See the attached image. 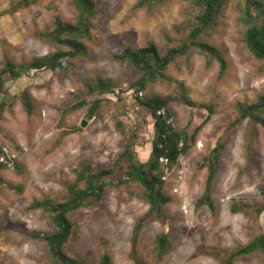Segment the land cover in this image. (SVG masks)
<instances>
[{
  "label": "rangeland",
  "instance_id": "rangeland-1",
  "mask_svg": "<svg viewBox=\"0 0 264 264\" xmlns=\"http://www.w3.org/2000/svg\"><path fill=\"white\" fill-rule=\"evenodd\" d=\"M20 1L0 0V148L6 147L9 161L0 169V264H53L46 244L26 236L52 233L51 218L42 209L27 208L46 197L66 200L75 169L84 162L94 170L113 168L110 178L115 181L124 174L123 162H117L129 141L141 161L148 160L155 127L136 98L133 84L140 73L115 56L127 46L142 48L151 42L165 54L186 38L191 3L167 0L150 12L134 8L138 0H95L99 14L89 55L36 69L30 68L33 62L58 50L38 33L53 29L57 16L74 22L73 0ZM239 16L236 2H231L215 30L203 37L224 52V77L219 76L218 62L208 67L194 49L189 59L168 70L172 82L151 81L139 94L167 99L164 112L170 122L178 129L189 125L190 134L208 117V106L214 110L190 140V152L166 176L171 200L164 216L152 218L137 182L109 186L97 206L72 215L78 235L66 249L82 264H101L107 255L111 264H225L231 251L263 232L264 126L248 118L235 121L238 105L252 103L264 92V65L247 49ZM6 62L23 65L25 74L15 78L5 71ZM97 78L111 81L113 92L90 93L88 85ZM187 92L193 104L186 100ZM84 98L88 104L74 106ZM96 98L102 102L90 115ZM119 121L126 134L119 130ZM219 141L224 146L211 187L214 206L200 205L209 173L203 163ZM234 205L242 210L234 211ZM138 221L145 225L134 248ZM161 231L170 233L173 246L156 260L150 251ZM234 264H264V257L253 253Z\"/></svg>",
  "mask_w": 264,
  "mask_h": 264
},
{
  "label": "trees",
  "instance_id": "trees-1",
  "mask_svg": "<svg viewBox=\"0 0 264 264\" xmlns=\"http://www.w3.org/2000/svg\"><path fill=\"white\" fill-rule=\"evenodd\" d=\"M34 1L21 0L20 4L30 5ZM189 1L191 9L188 10L189 16L187 24H185L186 38L184 40H181L175 46L169 47L165 54L160 52L156 43L151 42L142 48L127 46L115 56L117 60L127 62L140 73L139 79L133 84L136 98L153 117L155 127L153 147L148 160L141 161L136 153L134 143L129 141L119 156L120 161L117 162V165L119 162H123L124 174L115 181L110 178L114 172L113 168L94 170L90 163L84 162L80 168L75 169L76 180L69 185V195L66 200L57 201L46 197L32 202L27 208L28 211L42 209L51 218L55 227L52 233L33 232L26 236L29 239L46 244L53 264H82L73 258L66 249L68 242L78 235L72 215L83 208L97 206L102 201L109 186L119 188L137 182L143 188L141 198L149 204V214L153 215L152 218L160 219L164 216L165 205L171 200L165 191L166 176L180 157L190 152V140L196 139L198 132L212 118L214 110L211 106H208V117L190 134L189 125L178 129L170 122V116L163 113L168 108L167 99L159 97L144 99L139 94L147 88L151 81L172 82L174 79L167 74L168 70L179 60L189 59L194 49L205 57L208 67L218 62L220 65L219 76L224 77L228 70V62L224 52L205 41L203 37L215 30L217 20L231 2H236V8L240 13L239 20L246 27L245 42L247 49L255 59L261 61L264 65V0ZM166 2L167 0H138L134 8H147L148 11L152 12L163 7ZM73 7L76 15L74 22H64L57 16L53 29L38 33L42 40L55 45L58 50L39 58L30 65V68L44 69L65 59H77L89 55V43L94 38L95 22L99 14L97 4L95 0H73ZM4 69L15 78H20L25 74L23 65L6 62ZM183 87L186 88L184 85ZM88 90L92 94L96 91L102 94L113 92L111 81L102 78H97L94 84H89ZM185 96L186 100L193 104L189 92ZM101 102L102 98H96L92 101L90 115L95 114ZM88 103L89 101L84 98L74 106H84ZM27 104L31 107L29 103ZM238 108L240 114L235 123L248 118L264 126V92L258 96L256 101L240 103ZM117 126L123 134H126L123 121H119ZM140 128L137 127V130ZM223 146V143L219 141L203 163L204 166L208 167L209 173L206 191L198 200L200 205L214 206L211 187L218 172V163ZM0 150L3 152L6 147H1ZM161 158H165L166 162L161 161ZM6 165L0 162V169ZM233 210L240 211L242 207L234 205ZM144 225L145 222L140 221L135 225L132 238L134 248ZM172 246L170 233L161 231L154 239L150 253L156 260H161L171 250ZM253 253H260L264 257V230L247 245L239 246L231 251L225 264H234L237 259ZM101 264H111L110 257L105 256Z\"/></svg>",
  "mask_w": 264,
  "mask_h": 264
},
{
  "label": "built area",
  "instance_id": "built-area-1",
  "mask_svg": "<svg viewBox=\"0 0 264 264\" xmlns=\"http://www.w3.org/2000/svg\"><path fill=\"white\" fill-rule=\"evenodd\" d=\"M163 113H165V112L163 111ZM5 151H7V149ZM161 161L166 162L165 158H161ZM0 162H3L5 164H7L9 162L7 159V156L4 152H0Z\"/></svg>",
  "mask_w": 264,
  "mask_h": 264
},
{
  "label": "water",
  "instance_id": "water-1",
  "mask_svg": "<svg viewBox=\"0 0 264 264\" xmlns=\"http://www.w3.org/2000/svg\"><path fill=\"white\" fill-rule=\"evenodd\" d=\"M82 125H83V126H86V125H87V121H83V122H82Z\"/></svg>",
  "mask_w": 264,
  "mask_h": 264
}]
</instances>
